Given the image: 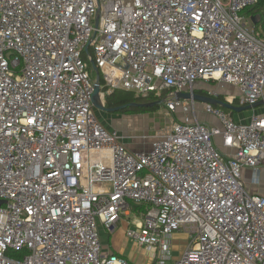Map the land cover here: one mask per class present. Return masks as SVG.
<instances>
[{
  "label": "built area",
  "instance_id": "1",
  "mask_svg": "<svg viewBox=\"0 0 264 264\" xmlns=\"http://www.w3.org/2000/svg\"><path fill=\"white\" fill-rule=\"evenodd\" d=\"M258 3L0 0V264H131L100 234L123 217L158 264H264V194L244 182L264 169V113L242 123L176 96L264 100V32L246 12ZM97 82L103 105L166 93L184 117L131 151L95 115Z\"/></svg>",
  "mask_w": 264,
  "mask_h": 264
},
{
  "label": "rangeland",
  "instance_id": "2",
  "mask_svg": "<svg viewBox=\"0 0 264 264\" xmlns=\"http://www.w3.org/2000/svg\"><path fill=\"white\" fill-rule=\"evenodd\" d=\"M93 68V67H92ZM94 71H96L93 68ZM97 73V72H96ZM220 91L222 93L230 94L233 96L238 95L236 88L223 85L221 86ZM200 103L197 102V110L200 109ZM94 112L98 120L103 124V126L108 130H116L121 135L126 138V146L131 151H141L150 148L152 142V136L162 128H165L171 123L183 119L184 111L182 108L177 109L176 111H168L165 104L162 105L160 110L150 111L138 114H127L121 115L115 112H108L98 107L94 108ZM251 114L252 110L246 111ZM255 113L261 115L264 113V106H261L256 109ZM243 116L246 113H242ZM237 118H240L237 116ZM101 227L100 234L101 239H107V236L110 234L108 231ZM125 231V230H124ZM107 232V233H106ZM126 236V231L124 232V238ZM119 231L116 229L112 234V242H119ZM188 240V234L183 232L175 233L173 236L172 244V255L174 258H177L181 255L185 248V244Z\"/></svg>",
  "mask_w": 264,
  "mask_h": 264
},
{
  "label": "crops",
  "instance_id": "3",
  "mask_svg": "<svg viewBox=\"0 0 264 264\" xmlns=\"http://www.w3.org/2000/svg\"><path fill=\"white\" fill-rule=\"evenodd\" d=\"M94 73H96V71H93V74ZM261 106H264V105H261ZM259 107L249 109V110H252L251 114L246 112L249 110L235 113L234 118L239 122L249 123L252 116L256 114L255 113L256 109ZM243 112L246 113L244 116L242 114ZM237 116L240 118H237ZM125 142H126V138H125ZM253 175L254 173L251 170H246L244 172V182H245V185L247 186V189L253 193L264 194V169L260 173V181L257 184L253 182V179H252ZM127 227L128 225H127L126 219L125 217H123L121 221L119 222V224L117 225V227L112 232L108 231V233L110 234L107 236V239L106 240L105 238L102 239L104 252L108 254H116V255L122 256L126 258L127 260H129L131 264H158L153 256L154 254L152 251L148 250L144 246L138 245L133 240L127 239L126 236L124 238V232L126 231ZM116 229L119 231V234H120L118 243L112 242V239H111V236L115 232ZM167 264H173V261L168 262Z\"/></svg>",
  "mask_w": 264,
  "mask_h": 264
},
{
  "label": "trees",
  "instance_id": "4",
  "mask_svg": "<svg viewBox=\"0 0 264 264\" xmlns=\"http://www.w3.org/2000/svg\"><path fill=\"white\" fill-rule=\"evenodd\" d=\"M246 12L254 17L257 31L263 33L264 32V0H259V3L255 7L248 9ZM94 76L97 78L98 74L94 73ZM163 96L165 97L166 93ZM163 98H158L154 95L136 96L128 91L115 90L106 97L104 106H106L107 108L120 107L117 111H115V113L121 115L138 114V113L160 110L162 105L164 104ZM222 98L223 97H220V99ZM158 101L162 103L154 104L152 106L139 105V104H147ZM235 104L238 105V102H236V100H235ZM225 111L231 113L233 116L235 115V112L229 109H225ZM144 209H145L144 205H137L133 207V211L136 213H140Z\"/></svg>",
  "mask_w": 264,
  "mask_h": 264
},
{
  "label": "water",
  "instance_id": "5",
  "mask_svg": "<svg viewBox=\"0 0 264 264\" xmlns=\"http://www.w3.org/2000/svg\"><path fill=\"white\" fill-rule=\"evenodd\" d=\"M254 20V19H253ZM255 22V20H254ZM94 69L96 70L97 74H98V77H97V81H99V73L97 71V68L94 67ZM99 92H100V86H99V82L96 83L95 85V92H94V96H93V103L95 105V107H98L100 109H103L105 111H108V112H115L117 111L120 107H114V108H107L106 106H104L100 99H99ZM177 99H184V100H189L191 98L199 101V102H205V103H209V104H212V105H215V106H220L222 108H225V109H229L235 113H239V112H242V111H245V110H249V109H253V108H256V107H259L261 105H264V100H261L253 105H244V106H238V105H235V104H231L225 100H221V99H218V98H213V97H210V96H206V95H202L200 93H186V92H180V93H177ZM162 102H151V103H147V104H139V105H142V106H152L154 104H161ZM133 105V104H131ZM123 107V106H122ZM2 203V201L0 200V204Z\"/></svg>",
  "mask_w": 264,
  "mask_h": 264
}]
</instances>
